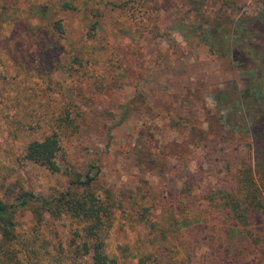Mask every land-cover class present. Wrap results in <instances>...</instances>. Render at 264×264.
Segmentation results:
<instances>
[{
    "label": "rangeland",
    "instance_id": "374dc122",
    "mask_svg": "<svg viewBox=\"0 0 264 264\" xmlns=\"http://www.w3.org/2000/svg\"><path fill=\"white\" fill-rule=\"evenodd\" d=\"M263 10L264 0H0V200L55 201L18 209L0 264H91L88 223L57 201L69 192L107 209L112 264H264L223 214L220 198L242 179L264 195V145L234 134L216 106L221 92L244 101L250 81L211 51L207 22L232 29ZM53 134L57 172L26 158ZM88 175V188L73 185ZM250 221L264 239V213Z\"/></svg>",
    "mask_w": 264,
    "mask_h": 264
},
{
    "label": "trees",
    "instance_id": "16d2710c",
    "mask_svg": "<svg viewBox=\"0 0 264 264\" xmlns=\"http://www.w3.org/2000/svg\"><path fill=\"white\" fill-rule=\"evenodd\" d=\"M207 22L211 25V51L240 65L250 81L244 101L238 102L228 92H221L215 97L216 106L221 109L226 107L230 116L226 123L234 134L249 137L264 145V10L258 16L242 17L234 23L235 27L232 29L229 27L233 24L232 21L226 27L218 20ZM55 29L59 33L64 31L59 23L55 25ZM225 34L233 35L230 47L224 46ZM60 150V136L53 134L42 141L31 142L27 147L26 158L57 172L55 160ZM95 168L91 166L90 171ZM93 180L94 178L88 175L87 181H76L73 185L79 184L88 188ZM68 196L71 197L70 192L62 194L61 199L57 201L63 202L65 210L69 211L72 217L88 223L85 229V252L91 264H112L113 260L106 254L107 245L103 238L109 222V217L105 216L107 209L93 195L74 196L70 201ZM17 200L15 205L0 200V238L4 242H12L16 238L14 218L19 208H26L31 203L50 207L55 202L30 193L19 196ZM220 200L223 202V214L235 223L229 234L230 238L239 239L241 242L251 241L264 253L263 235L254 236L250 231L252 216L259 212L264 213V195L256 181L240 180L237 193L223 195ZM182 220L181 226L203 222L200 217Z\"/></svg>",
    "mask_w": 264,
    "mask_h": 264
}]
</instances>
